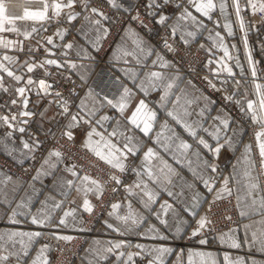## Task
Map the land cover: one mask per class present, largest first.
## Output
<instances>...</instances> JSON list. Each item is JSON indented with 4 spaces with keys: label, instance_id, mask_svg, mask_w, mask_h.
<instances>
[{
    "label": "crops",
    "instance_id": "obj_1",
    "mask_svg": "<svg viewBox=\"0 0 264 264\" xmlns=\"http://www.w3.org/2000/svg\"><path fill=\"white\" fill-rule=\"evenodd\" d=\"M28 1L26 3L30 5L31 0ZM48 2L50 5L55 3L62 5L60 15L55 16L53 9L52 16H49L51 20L47 22L49 26L43 30L39 29L35 36H30L31 19L15 21L16 27L21 28L20 33L0 32V65L13 71L15 75L22 76L17 84L7 77L6 73L0 72V76L4 77L2 81L4 87L9 89L7 92L0 89V116H9V113H14L17 119L10 122L12 124L19 122L26 127L25 131L20 133L0 122V155L18 168L33 166L32 176L27 178L6 171L0 165V180L5 181L0 183V234L38 232L34 227L39 226L31 222L33 217H46L47 226L45 227L60 231L54 230L51 233L42 231L40 236H33L31 240L28 236L17 235L9 239L7 235H3L0 238V257H8V259L0 260V264H48L51 260L52 240L56 239L55 235L68 237V240H73L77 244L82 241L80 255L72 264H138L141 255L146 256L151 264H189L190 251L211 254L210 258L193 257V264H212L213 260L216 264H224L225 254H228L233 261L242 259L245 264H264V245L261 244L264 240V207H261L264 197L256 163L254 169L249 165V161H255V152L259 153V148L257 146L255 150L251 146L250 154L245 151L246 147L251 145V132L254 131L249 124L254 119L247 109V102L255 100V93L250 80L241 78L251 74L250 59L258 69V74L264 76V25L262 30L256 33L252 28L248 29L246 35L250 52L246 53L245 41L241 37L236 18L231 10V0H213L216 8L210 14L212 19L197 13L191 4L178 8L169 19L172 35L175 27L173 36H180L187 42H197L207 54L204 69L220 75H229L226 69L231 68L235 80L230 79L228 88L224 86L222 77L213 79L218 86L217 91L220 93L218 96L216 90L207 89L200 80L179 71L177 64L169 55L157 48L154 40L146 36L142 29L132 22L120 23L105 14L104 17L107 19L92 13L91 9L97 8L95 0H87L89 5L87 10L82 8L84 0H76L72 8L64 6L67 0H48ZM196 2L199 3L201 0ZM251 2L257 5L256 10L252 9V12L258 20L261 13L259 8L261 4H264V0H251ZM7 3L10 4L9 1ZM11 3L25 6L23 0H12ZM221 3L225 5L223 12L220 10ZM111 5L121 9L116 1L112 0ZM38 7L41 11L43 10L41 4H38ZM185 8L196 17L197 22H202L205 27H199L198 23L194 24L190 19L179 20ZM70 13L76 14L77 18L69 20ZM156 16L159 18L161 14L158 12ZM84 17L89 19L85 20ZM96 20L100 21L99 25L95 24ZM225 25L228 27L226 28ZM25 29L29 32L28 36L23 34ZM104 29H107L106 35H102ZM190 32L193 35H188ZM217 32L223 37L222 46L217 43ZM58 33L63 34V39ZM49 37L52 39V44L47 42ZM8 41L12 43L5 47ZM93 41H98V45ZM69 43L73 44L72 49L66 47ZM137 45L144 49V54L139 53ZM29 47L35 51L29 53ZM21 48L23 51L20 50ZM225 48L228 51L227 56L224 53ZM46 49L52 54L46 52ZM81 49L94 59L81 60L77 56V52ZM124 51L136 52L137 56L136 58L132 55L124 56ZM148 52L152 54L148 55ZM5 56L14 58L16 62L5 60ZM158 57L170 66L167 68L154 66L153 62L157 61ZM45 59H56L62 64L65 61L75 63L76 68H71L67 64L59 69L55 66L54 68L71 72L80 78L83 76L84 80L98 72L99 59L110 63L109 68L123 87L116 95L115 90L112 89L105 97L111 99L113 104H118L120 97L124 95V88L131 93L123 116L116 108L108 105L102 97L95 94L87 95V89L79 98L77 108L66 118L65 126L75 132L84 147L88 142L87 133L94 130L90 145L85 147L93 155L95 152L90 149L100 150L104 155L108 154V149L103 147L106 141L123 150L124 137L119 135L120 132L124 133V136H132L133 143L139 150L135 156L129 154L128 160L124 161L125 164L134 166L142 174L146 169L151 168L154 176L157 177L156 180H149L147 175L137 176L135 172L126 170L121 177L122 195L108 200L106 207H103L108 194L102 183L84 174L77 167L73 168L77 174L73 176L67 171L73 164L62 160L61 157L49 158V153L53 150H49L32 163L41 140L37 135L28 134L27 124L33 123L44 130L50 129L55 99L50 93L41 92L37 95L40 79H45L51 84L45 75V69L36 67L32 73H29L24 62L38 65ZM137 59L141 61L140 64L137 63ZM125 60L128 63H125ZM125 70H128V75H124ZM152 71H159L168 76L169 80L163 82L165 84L171 82L172 77L179 76V79L173 83V88L169 90L166 101L160 99L164 95V87L160 81L156 83L161 86L155 90L145 84L147 95L141 91V81L145 80L146 73ZM29 77H33L37 83L29 86L31 91L26 88L25 95L29 99V104L27 109H24L19 104L23 98L15 92V87L25 86ZM238 77L240 80L237 79ZM222 96L233 97V99L225 103ZM239 96L243 98L240 99ZM176 97H180V100L174 108ZM14 98L18 100L15 106L11 104ZM141 100H144L148 110L156 112V120L148 137L138 129H134L128 122ZM101 103L105 106L100 107ZM92 109H96L94 118L88 116V112ZM185 110L190 115H184ZM21 111H31L34 114L24 117L18 114ZM169 111L176 112L182 121L191 125V131L195 132V137L189 130L169 117L167 114ZM72 115L78 116V122H71ZM241 115H245L244 118H241ZM104 116L109 117V120L102 121L101 124L95 122ZM85 120H91V123H85ZM225 120L228 124L227 128L222 123ZM21 121H27V123H21ZM117 121L120 124L119 128H117ZM165 125L167 128L164 127ZM217 129L219 143L224 145L218 158L211 151V148L217 144L214 135ZM114 130L117 131V135L110 136ZM172 132L178 139H175L169 151L165 152L154 143L156 134L162 133L161 143H164V138L171 136ZM200 140L205 141L209 148L201 145ZM25 142L29 144L28 149L23 147ZM181 142L187 143L190 147L188 149L179 147ZM150 148L156 155L149 161H144V155ZM161 158L167 162L172 171L168 168L159 170L163 167L159 164ZM45 159L49 160L48 164H44ZM102 161L105 162V160ZM205 162L216 167L217 172L212 173L210 168L206 169ZM42 165L43 168H41ZM246 170L253 178L258 177L259 188L251 196L245 195L247 190L245 186L248 183L244 176ZM38 171L41 174L37 179H33ZM209 175L216 178L214 185L216 190L223 188L225 179L234 177L229 180V187L232 189L231 197L235 203L236 219L234 223L214 233H201L193 237L192 232L196 229L197 221L205 217L206 201L216 197V192L209 193L201 181V176L207 178ZM84 176H88L89 180L84 181ZM92 180L100 185L98 190L96 185L91 183ZM141 180L143 183L137 187L138 181ZM67 181H72L71 189L68 188ZM169 192L172 195H169ZM148 193L154 194L153 200H149ZM194 193H198L200 197V207L195 209L197 213L195 216L185 211L186 208L192 209ZM237 196L240 198L239 207H237ZM253 199L256 200L255 206H252ZM85 200L92 207L91 213L84 209ZM21 203L24 207L17 209V205ZM57 204L60 207H55ZM112 205H119V207L113 208ZM162 205H168V207L162 208ZM14 211L19 214L13 216ZM241 211L244 212V216H241ZM66 212L72 214L65 216ZM126 217L130 218L125 220ZM60 219H64L66 223L60 225ZM13 220L17 222L13 223ZM133 220L137 222L133 223ZM230 229L233 231L230 232ZM82 231H91L100 235L92 234L84 237ZM224 233H229L240 247L232 248L231 241L227 237L221 238ZM253 233L256 235V240H253ZM106 234L128 236L130 239L121 243L118 238L109 237ZM201 238L206 239L207 243L201 245L199 243ZM118 243L121 247L114 248L113 245ZM109 247L113 249L111 252L107 251ZM164 248L169 251H156V249ZM129 255H132V261H128Z\"/></svg>",
    "mask_w": 264,
    "mask_h": 264
},
{
    "label": "snow or ice",
    "instance_id": "obj_2",
    "mask_svg": "<svg viewBox=\"0 0 264 264\" xmlns=\"http://www.w3.org/2000/svg\"><path fill=\"white\" fill-rule=\"evenodd\" d=\"M9 2L11 3L12 0H9ZM32 2H36V3H40L43 6V10L42 11H35V12H31V11H25L23 16H5V13L8 11V4H5L3 2H0V32H4V31H11V32H16V33H20L21 32V28L16 27L15 26V21L17 20H26V19H31L34 21H45L46 19H50L47 16V10L49 8V5L47 4L46 0H32ZM76 2V0H67V4L64 5L66 7L72 8L74 3ZM163 2L165 4L169 3L170 0H163ZM188 4H191L194 6L195 11L197 13H200L203 17L207 18V19H212V16L210 15L213 10L216 8V4H214L213 0H201V2L197 3L196 0H187ZM248 3L251 5V8L253 10H256L257 5L252 3L251 0H248ZM233 4L236 7V14L239 17V13H240V8H239V0H233ZM115 6V5H114ZM177 8H180L181 5L177 4L176 5ZM51 7L55 10L54 14L55 16H59L60 15V10L62 8V5L60 3H55L53 5H51ZM89 7L87 0H84V3L82 4V8L87 10ZM148 7H159V5L157 4L156 0H151V2L148 4ZM225 5L223 3H221L220 5V10L221 12L224 11ZM260 11L264 12V4L260 5L259 8ZM91 12L103 17L104 19H107V17H104L103 12L99 11L97 8H92ZM69 20H75L77 18L76 14H69ZM139 17H133V19H138ZM85 20H88V17H84ZM185 19H190L194 24L198 23L199 27H205V25H203L202 22H197L196 17L192 15L191 12H189L187 10V8L184 9V11L181 13L179 20H185ZM166 20L165 16H161L158 23L163 24ZM179 23V21H178ZM5 24H9L12 25L9 28H5ZM95 24L99 25L100 21L96 20ZM225 27L227 28L228 25H225ZM244 24L241 21V28L243 29ZM39 29H37L36 27H32L31 28V32H38ZM99 32V29L97 30ZM23 34L25 36L29 35V32L27 29H25L23 31ZM107 34V29L103 30L102 35H106ZM58 35H61V38L63 39V34L58 33ZM173 35H175V27L173 28ZM188 35H193V33H188ZM216 37L218 38L217 43L219 46H222V41H223V37L220 36V33L217 32L216 33ZM48 44H52V39L49 37L48 38ZM11 41H8L7 43H5V47H7L9 44H11ZM94 44L98 45V41H93ZM166 48L170 49V45L168 44L167 41H165V45ZM66 47L68 49H72L73 48V44L69 43L66 45ZM137 47L139 48V53L140 54H144V49L142 47H140V45H137ZM21 51H23V49H20ZM96 50L98 51L99 48L97 47ZM35 49H33L32 47H29L28 52L32 53L34 52ZM46 52H49V54H52L50 52V50L46 49ZM224 53L225 56L228 55V51L227 48L224 49ZM148 55H151V52L147 53ZM124 56L127 55H132L134 58H136L137 53L136 52H132L129 53L127 51H124L123 53ZM77 56L81 59V60H92L94 59L93 57H90L88 55V53L81 49L79 52H77ZM5 60H8L12 63H15V59L9 56H5L4 57ZM125 63H128L127 60L124 61ZM137 63L140 64L141 61L139 59H137ZM25 66H27V71L29 73H32L36 67H40V68H44L45 65H51V66H55L56 68H61L64 67L65 64H67L69 67L71 68H76V64L69 62V61H65L63 64L59 63L56 59H45L42 62H40L38 65L36 64H29L28 61L24 62ZM154 66H159L160 68H167L170 65L166 62H164L162 60V58L158 57L157 61L153 62ZM119 70V69H117ZM229 73V75H232V70L231 68H227L226 69ZM0 72L2 73H6L7 77H10L12 80H14L17 84L21 81L22 76L20 75H15L13 71H10L7 67L0 65ZM45 75L46 76H50L52 75V73H49L47 71H45ZM124 75H128V70L124 71ZM252 76L253 78L256 77V71L255 69H253L252 71ZM4 77L0 76V89H2L3 91L7 92L9 89L7 87H4L2 81H3ZM176 79H179V76H174L171 78V82L168 83H163L164 81L169 80V77L162 74L159 71H152L149 73L145 74V80L141 81L140 84V88L141 91H144L145 95H147V91L145 89V84L148 85L149 88L155 90L156 88L160 87V84H157V81H160L161 84H163L164 87V95H162L160 97L161 101H166L168 99V95H169V90H171L173 88V83L175 82ZM81 80L84 81V83H87V81L84 80V77L81 76ZM35 83H37L36 80H34L33 77H29L26 82H25V86L22 87H15V92L19 94V97H22L23 99H21L19 101V104L21 105L22 108L27 109L28 104H29V99L26 97L25 93H26V88H29V86L34 85ZM239 83V82H237ZM209 84L211 85V81H209ZM38 90H37V95H39L41 92L44 94H48L49 93V89L52 88V85L48 82H46L45 79H40L38 81ZM213 88H215V85H211ZM29 91H31V89L29 88ZM256 92L260 95V101H259V109L261 111H264V88H262V86L260 84H256ZM123 93L124 95H122L120 97V102L118 104H113L111 99H108L107 97H102V99L104 101H106V103L108 105H111L113 108H116L121 116H123V113L125 111V108L127 106V101L129 100L131 93L129 92V90L127 88L123 89ZM95 94L96 96H102L101 93L99 92H95V90L93 88H89L88 89V93L87 95L91 96ZM56 96H60V92H56L55 93ZM226 100L232 99V97H225ZM180 100V97H176V102L174 103V108L178 105ZM83 103V102H82ZM11 104L12 105H17L18 104V100L17 99H12L11 100ZM104 103H101L100 107H104ZM254 107V102L253 101H248L247 102V109L248 111H252ZM68 106L67 104L63 105V113L64 115L68 114ZM20 116H24V117H30L32 116L34 113H32L31 111H21L18 113ZM96 114V109H92L88 112V116L90 118H94ZM168 116L171 117L173 120L176 121L177 124L183 126L186 130L190 131V134L192 136L195 137V132L191 131V125H188L186 122L182 121L181 118L179 117V115L176 114V112L174 111H169ZM184 115H190V113H188L186 110L184 112ZM17 119L16 115H12L11 117H9L8 115H2L0 116V122H2L4 125H7L8 128H13V124L10 122L11 121H15ZM253 119L256 120L257 119V113H253ZM109 120V117L104 116L101 118V120H97L95 121L97 124H101L102 121H107ZM156 120V112L148 110L147 109V105L145 104L144 100H141L139 102V104L136 106L135 110L132 113V116L129 118L128 122L133 125L134 129H138L141 133H143L144 136L148 137L150 135V133L152 132V128H153V124ZM261 120V127L264 128V117H260ZM71 122H78V116L77 115H72L71 116ZM85 123H91V120H85ZM21 123H27V121H21ZM222 123L224 124L225 128L228 127L227 121H222ZM71 126V125H70ZM120 127L119 121H117V128ZM165 128H167V126H164ZM18 131L20 133H23L25 131V129L23 127H19ZM171 131V130H169ZM94 133L93 131H89L87 133V137H88V142L85 144V147H88L91 143V137ZM9 135H11V133H9ZM98 135V133H97ZM117 135V131L114 130L112 133H110V136H115ZM119 135L124 137V145H123V150H121L120 148H117L116 145L111 144L109 141H106L105 144L103 145V147H106L108 149V154L104 155L102 151L97 150V149H90L92 151L95 152V155H97L100 159L105 160L106 163H108L109 165H111L112 168L119 170L120 172H125L126 170H131L133 172L136 173L137 176H141V175H147V177L149 178V180H156L157 177L154 176L151 168H148L145 170V172L142 174L141 172L137 171L136 168L134 166H131L129 164H125L124 161L128 160V156L129 154L132 156H135L138 152V147L136 144L133 143V137L132 136H124V133L120 132ZM216 140H217V144L214 148H211V151L213 153L216 154V158H218L219 153L221 151V149L224 147L223 144L219 143V130L217 129L216 133H214ZM68 139L69 140H73V135L71 132L67 133ZM161 136L162 133H157L156 134V140L154 141V143H156L157 145H159L165 152L169 151L170 147H172L173 142L175 139H178V137L175 136V133L172 132L171 136L165 137L164 138V143H161ZM261 137H264V131L261 132H257L256 133V143L258 145L259 148V157H260V168H259V172L261 175H264V139H261ZM101 139H103V137H101ZM98 143V142H97ZM199 143L201 145H203L205 148H209V145L207 143H205V141L200 140ZM230 143V142H229ZM37 146H39V142H37ZM23 147L28 149L29 148V144L28 143H24ZM179 147H182L183 149H188L190 146L187 143H183L181 142V144L179 145ZM246 153L250 154L251 153V145L246 147ZM61 152L58 150H54L51 151L49 153V158L51 157H61ZM154 155H156V153L154 152L153 149H149L147 151V153H145L144 155V161H149ZM49 160L45 159L44 164H48ZM159 164L162 165L163 167L159 168L160 171H163V168H168L169 171H172V169L170 168V166L167 164L166 161H164L162 158L159 161ZM249 165L251 168H255V161H249ZM75 167V165H73L72 167L68 168L67 171L71 172L73 176L77 175L74 171L73 168ZM41 168H43V165L41 166ZM205 168L211 169L212 173H216L217 172V168L212 166L211 164H207V162H205ZM41 174L40 171H38L37 176L33 177V179H37L39 177V175ZM244 176L247 178L248 183L246 184V196H251L253 194V192L255 190H257L259 188V184H258V177L253 178L250 174L249 171H245ZM234 177H231L229 179H225L223 181V188L216 190L215 189V182H216V178L214 176H207V178H205L204 176H201V181L205 187V189L209 192H216V197L215 199L212 201V203L209 204V209L208 211L211 212L212 209V205L220 199L224 198L225 193H227L228 196L232 195V189L229 187V180L233 179ZM10 179V178H9ZM110 179L112 181L115 182V184L120 185L122 183L121 179L115 175H111ZM84 181H88L89 177L88 176H84L83 177ZM5 181L0 180V183H4ZM91 183L93 185H96V189L98 190L100 188V185L97 183V181L92 180ZM143 183V181H138L137 183V187H140L141 184ZM67 186L69 189H71L72 187V181H67L66 182ZM146 188V186H145ZM87 191H92V189H87ZM113 191H115V189H113ZM102 194V193H101ZM149 195V200H153L154 199V194H150ZM169 195H172L171 192H169ZM97 198L99 199V195L97 196ZM239 196H237V207H239ZM256 204V200L253 199L252 200V206H255ZM147 207V204L145 205ZM24 207V204L21 203L19 205H17V209H22ZM55 207H60V205H55ZM113 208H117L119 207V205H112ZM168 207V205H162V208H166ZM200 207V197L198 193H194L193 194V204H192V209H188L186 208L185 211L189 212L190 215H197L195 209H198ZM261 207H264V200L261 201ZM84 209L86 212L91 213L92 212V207L89 204V202L87 200L84 201ZM19 214L17 211L13 212V216ZM72 213L66 212L64 213L65 216H69ZM241 216H244V212L241 211ZM130 217H126L125 220L129 219ZM159 218V217H158ZM225 219L230 220L231 217L227 216L225 217ZM13 223H16L17 221L13 220ZM32 224L37 225L39 227H45L47 226V218L46 217H33L32 218ZM137 221L133 220V223H136ZM163 222V221H162ZM66 223V221L64 219H60L59 224L60 225H64ZM211 220H209L207 218V214L205 215V217H201L198 221H197V228L192 232V236L195 237L197 235L201 234V230L206 228L207 224H210ZM108 227H112V225H108ZM154 231V230H153ZM233 231L230 229V232ZM3 235H7L9 237V239H11L14 236L17 235H21V236H28L29 239L31 240L33 236H40L41 233L40 232H35V233H17V232H9V233H4V234H0V238H2ZM55 235V234H54ZM227 237L231 243L230 246L232 248H239L240 244L236 242V240L229 234V233H224L223 236L221 237L222 239ZM55 238L57 240H68V237H63V236H59V235H55ZM253 240H256V235L255 233H253ZM199 243L201 245H204L207 243L206 239L201 238ZM261 244L264 245V240L261 241ZM114 248H120L121 244H115L113 245ZM139 247V246H137ZM113 249L112 247H109L107 249L108 252H111ZM156 251H163V252H167L169 251L168 249L164 248V249H156ZM193 257H200L201 259H204L206 257H211L210 253H205L203 251H190L189 252V264H193ZM8 257H0V260H7ZM224 264H245V262L242 259H236L235 261H233L231 259V257L228 254H225L224 256ZM133 257L132 255L128 256V261H132ZM212 264H216V261L213 260Z\"/></svg>",
    "mask_w": 264,
    "mask_h": 264
},
{
    "label": "built area",
    "instance_id": "obj_3",
    "mask_svg": "<svg viewBox=\"0 0 264 264\" xmlns=\"http://www.w3.org/2000/svg\"><path fill=\"white\" fill-rule=\"evenodd\" d=\"M123 7L126 8V13H121L118 11L112 10V16H114L117 20H133L136 24H139L143 27L146 34L150 35L152 32V28L154 27L150 18H147V2L145 0H118ZM157 4L159 7V11L165 16L169 17L173 16V13L177 9V4L187 5V0H170L169 3L165 4L163 0H158ZM154 8V7H153ZM240 15L238 18L239 25L241 21L244 22V16L242 15V2H239ZM235 13L236 7L234 6ZM139 17L138 19H133V17ZM241 17V18H240ZM148 19V20H147ZM240 28V34L246 44V53L250 52L247 46V35L246 30L244 29V34L242 33V28ZM244 28V27H243ZM155 43H158L162 50L168 53L171 58L178 63V70L183 73H188L193 75L196 79L200 80L202 84H204L207 88H213L211 85H215L213 79H217L218 77H222L224 80V86H227L230 79L233 78L235 80L234 75H220L219 73H214L208 71L203 68L204 66V53L198 48V45H186L183 43L181 39L172 38L167 34V28L161 30L157 34L154 35ZM165 41L170 45V49L166 48ZM46 71L52 73V75L48 76L52 88L49 89V92L53 95L55 99L54 110L55 113L51 120V128L49 130H44L33 123H28V134L37 135L40 138V146L37 149V152L33 158L34 163L38 160L39 157L44 155L49 150H58L61 152L62 160L69 162L75 167H77L81 172L87 174L91 178L102 183L105 192L108 194L106 196L105 203L103 207H106V202L112 199L113 196L117 195L120 188L122 189V183L120 185L115 184L114 181L110 179L111 175H115L121 179L124 176V172H120L112 168L109 164L102 161L100 158L96 157L92 153H90L77 139L75 132L71 129L66 128L65 120L69 116L70 112L74 111L77 108V102L79 98L83 96V93L89 89L90 87L94 90L99 91L102 94L101 97H105L109 94V92L114 89L115 94H117L123 84L119 83L115 78L112 70L108 66V62L103 60L101 62L100 70L101 72L98 75L93 76V78L87 79V83L81 80L78 76L71 72L58 71L51 65H45ZM256 77L260 85L264 83V77L258 76V69H256ZM252 74V73H251ZM250 74V75H251ZM243 78V77H241ZM240 79L239 77L237 78ZM245 79V78H244ZM211 81V85L209 84ZM262 83V84H261ZM98 88V89H96ZM100 89V90H99ZM214 90L218 89V86L215 85ZM60 92V96H56V92ZM219 92V91H217ZM220 95V93H218ZM233 99V97H232ZM232 99L226 100L224 96H222V100L227 103L228 101H232ZM260 100V95H259ZM67 104L68 106V114L64 115L63 113V105ZM242 112V110H239ZM243 113V112H242ZM15 115L14 113H10L9 117ZM245 116V115H244ZM241 115V118H244ZM16 121V120H15ZM250 126L254 129L251 132V146L256 150V131L255 124L249 123ZM248 124V125H249ZM7 126V125H5ZM13 128L17 129L19 127L25 126L20 124L19 122L13 123ZM71 132L73 135V140H69L67 133ZM255 163L256 169L258 172L259 180L261 183L262 193L264 197V175H261L259 172L260 168V157L259 153L255 152ZM0 165L9 172L16 173L19 176H25L30 178L32 176V167L33 166H23L21 168L16 167L13 163L7 162L0 155ZM115 189V191H113ZM215 197L209 198L204 206L205 215L207 214V218L211 220L210 224L206 225L205 229L201 230V233H214L215 231L228 226L231 223L235 222L236 214H235V203L231 196H228L227 193L224 195L223 199L217 200L213 205L211 212L208 211L209 204ZM230 216L231 219H225V217ZM197 228V224L195 225ZM37 231H45L46 233H51V231L59 229L56 228H48V227H34ZM83 236L87 235H100L98 233H94L91 231H82ZM109 237H115L120 240L121 243L128 241L130 238L128 236H122L118 234H106ZM48 239V237H46ZM81 243L77 244L73 240H52V255L51 260L48 264H72L73 261L80 255ZM189 243V242H187ZM138 264H151L148 258L144 255H141L138 260Z\"/></svg>",
    "mask_w": 264,
    "mask_h": 264
},
{
    "label": "rangeland",
    "instance_id": "obj_4",
    "mask_svg": "<svg viewBox=\"0 0 264 264\" xmlns=\"http://www.w3.org/2000/svg\"><path fill=\"white\" fill-rule=\"evenodd\" d=\"M9 0H0V2H3V3H5V4H8L7 2H8ZM16 1V0H15ZM26 1H28V0H23V2L25 3V6H19L18 4H14V3H10V4H8V11L5 13V16L7 17V16H12V15H15V16H23L24 15V13H25V11H31V12H35V11H41L40 10V7H38V4H40V3H36V2H32V0H31V4L29 5V4H27L26 3ZM111 1L112 0H95V4H96V2H97V8L101 11V12H103V14H105L106 16H108V17H110V18H112V20H115V21H120V23H126V22H132L134 25H136L137 27H139V28H141L142 29V32L146 35V36H148V37H151L153 40H154V42H156L155 41V39H154V35L155 34H157L158 32H160L161 30H164L165 28H167V34L169 35V36H171L172 38H176V39H181L182 41H183V43L184 44H186V45H193V46H195V45H198L197 44V42H187L186 40H184L183 38H181L180 36H173L172 34H171V32H170V26H169V19L172 17L171 15L169 16V17H167V16H165L164 14H162L160 11H159V8H153V7H148V10H147V18H150V20L152 21V23H153V25H154V27L152 28V32H151V34L150 35H148V34H146L145 33V31H144V29H143V27L141 26V25H139V24H136L133 20H127V21H125V20H122V19H120L119 18V20H117L114 16H112V10H114V11H118V12H121V13H126L127 12V10H126V8L125 7H123V5L118 1V0H113V1H116L118 4H119V6L121 7V9H117L116 7H114L113 5H111ZM146 2H147V6H148V4L151 2V1H149V0H145ZM158 0H156V2H157ZM46 2H47V4L49 5V8H48V10H47V16L49 17V16H52L51 14H53V8L51 7V5H50V3L48 2V0H46ZM239 2H242V8H243V11H242V15L244 16V22H243V24H244V28L242 29L243 31H242V33L244 34V29L246 30V33H248V29L250 28H252V30L256 33V32H259V31H261L262 30V26L264 25V21H263V19H264V12H262L261 11V13H260V15H259V18L260 19H258V20H256V18L253 16V12H252V8H251V5L248 3V1L247 0H239ZM27 4V5H26ZM37 4V5H36ZM53 5V4H52ZM188 5V4H187ZM231 10H232V13H233V15H234V17L236 18L235 20H236V22H237V27H238V30H239V32H240V28H239V26H241V24L239 25V23H238V18H237V16H236V13H235V9H234V4H233V0H231ZM183 6H185V5H182L181 7H183ZM180 7V8H181ZM178 9V8H177ZM176 9V10H177ZM176 10H175V12H176ZM158 12L161 14V16L163 15V16H165L166 17V20H165V22L163 23V24H161V23H158V21H159V19H160V17L158 18L156 15L158 14ZM174 12V13H175ZM173 13V14H174ZM240 15V14H239ZM241 18V17H240ZM51 19H46L45 21H35V22H33V20H31V22L29 23V29L31 30V28H32V26H35L37 29H45V28H47L48 26H49V24L47 23L48 21H50ZM148 20V19H147ZM39 22V23H38ZM14 23H16V22H14ZM12 25H9V24H5V28H9V27H11ZM16 26V25H15ZM255 26V27H254ZM37 32H31V34H30V36H35V34H36ZM156 46H157V48H159V49H161V47L159 46V44L158 43H156ZM203 53H204V64H205V61H206V57H207V54H205V52L200 48V47H198ZM162 50V49H161ZM164 51V50H163ZM167 53V52H166ZM168 54V53H167ZM170 58H171V56H169ZM172 59V58H171ZM173 60V59H172ZM103 60H98V62H97V65H99V66H101V62H102ZM173 62H175L177 65H178V63L176 62V61H174L173 60ZM110 65V63L108 64V66ZM54 67V66H53ZM204 68V67H203ZM250 68H251V73H252V71H253V69H255V65H254V63L251 61V59H250ZM44 69H45V71H46V68L44 67ZM57 70V69H56ZM58 71H60V70H58ZM65 72H67V71H65ZM101 72V70H100V68L98 69V72H96V73H93L92 74V76L90 77V78H93V76H95V75H98L99 73ZM212 72V71H211ZM191 75V74H190ZM191 76H193V75H191ZM258 76L259 77H262V75H260V74H258ZM48 77V76H47ZM194 77V76H193ZM264 77V76H263ZM80 78V77H79ZM89 78V79H90ZM245 78V79H244ZM49 79V78H48ZM250 80V82L252 83V86H253V89H254V93H255V100L253 101L254 102V107H253V110L252 111H250V113L253 115V113L255 112V113H257V119L256 120H252L251 121V119H250V121L252 122V123H254L255 124V131H256V133L258 132V131H264V128H262L261 127V120H260V117H264V111H261L260 109H259V94L256 92V84H259V82H258V79H257V77H255V78H253V76H252V74L250 75V73L248 74V76H245V77H243L242 78V80ZM240 80V79H239ZM229 84L230 83H228L227 84V86H229ZM262 84V83H261ZM262 86V88H264V83L261 85ZM207 88V87H206ZM96 89H98V88H96ZM207 89H209V90H212V91H214V89L213 88H207ZM100 90V89H99ZM95 92H99V91H97V90H95ZM216 92V94L218 95V92H217V90L215 91ZM50 93V92H49ZM85 93V92H84ZM83 93V94H84ZM51 94V93H50ZM114 94H115V92H114ZM52 95V94H51ZM116 95V94H115ZM53 96V95H52ZM219 96V95H218ZM242 96V95H241ZM241 96H239V98L241 99V98H243V97H241ZM101 97V96H100ZM224 102V101H223ZM54 106H55V104H54ZM54 113H55V110H54ZM10 114V113H9ZM250 114V115H251ZM54 115V114H53ZM17 130V129H16ZM49 130V129H48ZM78 139V138H77ZM48 152V151H47ZM46 152V153H47ZM122 193H123V191H122V189L120 188V190H119V192H118V194L117 195H115V196H113V197H116V196H121L122 195ZM39 232V231H38ZM40 232H42V231H40ZM186 241V240H185ZM189 241H191L192 242V240H189ZM79 245H80V243H79Z\"/></svg>",
    "mask_w": 264,
    "mask_h": 264
}]
</instances>
